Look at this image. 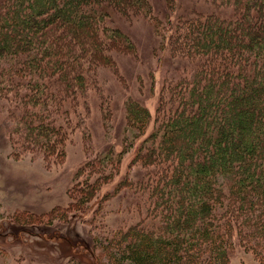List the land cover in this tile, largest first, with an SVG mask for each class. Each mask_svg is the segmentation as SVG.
I'll return each instance as SVG.
<instances>
[{
	"label": "trees",
	"instance_id": "trees-1",
	"mask_svg": "<svg viewBox=\"0 0 264 264\" xmlns=\"http://www.w3.org/2000/svg\"><path fill=\"white\" fill-rule=\"evenodd\" d=\"M204 1L157 16L149 0H0V107L12 140L46 161L65 156L100 69L135 52L117 16H151L183 61L154 114L127 101L129 166L138 170L112 194L131 192L138 219L106 231L97 264H229L237 246L264 263V0ZM125 152L109 147L89 160L50 223L107 200Z\"/></svg>",
	"mask_w": 264,
	"mask_h": 264
},
{
	"label": "rangeland",
	"instance_id": "rangeland-1",
	"mask_svg": "<svg viewBox=\"0 0 264 264\" xmlns=\"http://www.w3.org/2000/svg\"><path fill=\"white\" fill-rule=\"evenodd\" d=\"M168 1L149 0L154 14L162 16L159 13L169 11L175 15L186 8L206 9L208 5L204 0ZM115 20L135 44V52L120 55L116 67L100 69L96 87L87 93L85 107L77 108L80 123L66 142L62 159L46 161L40 153L21 149L9 133L13 123L0 107V264H97L95 254L102 252L100 245L106 231L113 232L138 219L128 211L131 192L112 194L124 174L129 172L132 177L138 170L129 166L134 149L128 145L126 104L135 99L154 114L160 88L170 77L183 73V61L171 57L163 47L165 40L159 34L168 36L167 27L162 25V33L158 32L151 16L130 20L117 16ZM109 147L116 152L125 148L127 152L119 174L103 190L111 194L108 199L101 203L94 198L89 216L69 212L67 221L54 217L50 223L53 209H67L70 190L82 178L85 164ZM98 206L100 211L94 213ZM20 214L21 218L16 219ZM30 216L41 220L23 221ZM229 264L264 263L251 251L237 246Z\"/></svg>",
	"mask_w": 264,
	"mask_h": 264
}]
</instances>
